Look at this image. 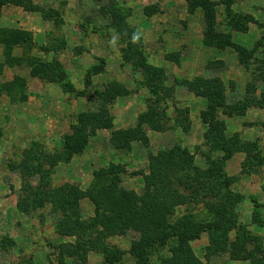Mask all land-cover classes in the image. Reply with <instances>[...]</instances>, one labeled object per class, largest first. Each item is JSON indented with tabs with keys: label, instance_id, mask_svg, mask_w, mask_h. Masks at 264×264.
<instances>
[{
	"label": "rangeland",
	"instance_id": "obj_1",
	"mask_svg": "<svg viewBox=\"0 0 264 264\" xmlns=\"http://www.w3.org/2000/svg\"><path fill=\"white\" fill-rule=\"evenodd\" d=\"M210 1L218 34L211 42L204 10L190 13L187 0L2 5L0 28L27 35L11 47L0 42V264H110L86 245L60 253L59 244L77 240L67 233L80 228L58 231L64 212L43 190L77 187L80 220L88 223L97 214L89 190L102 170H116L122 186L141 194L142 172H150V155L159 153L166 156L156 173L166 182L178 183L166 164L200 171L222 164L220 175L205 173L195 183L193 169L191 179L176 185L185 202L175 204L171 220L201 230L189 243L195 264H264V161L244 171L246 150L227 156L221 141L207 136L209 109L221 98L214 84L227 104L252 95L257 101L243 114L218 112L225 134L264 159V0ZM154 67L161 71L151 75ZM135 128L148 145L130 135ZM76 145L68 159L44 158L35 169V154L66 157ZM217 195L224 202L219 213ZM88 235L79 239L97 236ZM137 239L133 229L103 238L123 251V264H137ZM170 254L157 251L152 262Z\"/></svg>",
	"mask_w": 264,
	"mask_h": 264
},
{
	"label": "trees",
	"instance_id": "obj_2",
	"mask_svg": "<svg viewBox=\"0 0 264 264\" xmlns=\"http://www.w3.org/2000/svg\"><path fill=\"white\" fill-rule=\"evenodd\" d=\"M24 1L25 0H0V11L4 3L14 2L17 4H23ZM224 1L227 3L231 2V0ZM187 2L190 13L194 12L198 7H201L204 10L207 26L205 32L206 39L209 42H211L212 39H216L218 34L213 26L215 18L213 17V14L210 13L214 4L210 0H187ZM26 33L25 30L17 28H0V42L6 45V47H11L13 44H18L16 40L19 38L23 39ZM229 41L231 42V40ZM143 65L146 66L145 68H148V65L145 62H143ZM149 70L152 71L151 75L158 70L161 71L160 68L155 67ZM148 74L149 71L146 72V75L147 77H150ZM213 86L214 94L219 95L221 98L220 101L217 102L215 106L216 108L209 109L210 127L207 136L212 141H221L220 147L225 150L227 156H230L237 150H246L248 156L243 163V170L247 172L254 171L255 162H257V160L263 162L264 159L261 158L258 153H254L252 151V146L248 145L247 142L225 134L226 123L225 120L219 116L218 109H221L223 114L227 116L243 114L247 107L250 106L251 103L256 102L257 99L252 95H247L239 102L227 104L224 100V94L222 93L223 88L220 90L219 86H216L215 84ZM151 92L158 94L159 90L158 88L151 87ZM117 93L120 92H114L112 97ZM259 101L262 105L264 104V93ZM132 130V134L130 135L136 136L134 139H139V141L148 145V138L145 132L139 129L140 134H138V128ZM125 136L128 137V134L125 133ZM79 148H81L80 145L71 148L66 157H61L56 154L50 156L41 151L40 156L39 154H35L39 159L38 165L35 166V169H39L40 171L44 158L50 159L54 164L59 158L68 159L71 153L77 151L76 149ZM177 151H180L179 147L177 148ZM180 152L185 153L184 151ZM29 154H26V162L27 158L30 157ZM159 154L150 155V172H142L145 179V187L141 194L137 193L135 190L127 189L122 186L116 170H102L101 174L98 176L99 182L89 190L90 197L96 205L97 214L95 217L88 220V223L80 220L78 200L80 199L81 194L77 187L65 183L51 191L43 190V195L46 194L49 196L50 199L48 200L59 205L60 209L64 212L65 217L61 219L57 225L58 231L61 229L62 233H67L66 231L68 228H65L64 225H68L70 228L74 229L76 227L80 228V230L75 229L72 233H67V235L76 234L77 240L75 242H62L59 244L58 249L60 253L73 255L79 249L86 250L87 248H83L86 245L88 247L87 250H89L90 247L101 251L105 256L106 262L110 264H123V251L117 246L107 244L104 242L103 238H107L111 235L123 234L129 229H133L139 233V239L132 243V253L137 259V264H154L152 262V255L157 251H163L165 249L171 254L167 258L163 257L164 259L162 258L160 264H195L197 259L191 253L189 243L192 239L200 235L201 230L200 228H193V226L188 228L186 223L180 225L179 221L175 222L171 220L170 214L173 213L175 204L178 202H185V197H183V194L178 191L176 185H184L182 178L189 179L193 169L195 170V183L198 180V177L205 173L220 175L222 173V164H217L215 168L205 171H200L196 166H189L187 164L186 168L184 165L180 168L179 164H166L168 178L175 176L178 183L171 180H167L166 182L165 179L160 178L156 173V163L166 156L163 153ZM186 183H188V181ZM225 193L230 197L232 196L229 191ZM222 197L225 196L222 195ZM216 200L217 208L215 209L214 206V209L216 210V213H219L220 207L224 206V202L218 195L216 196ZM98 226L101 227V230H97ZM89 228L93 229L88 231ZM92 233H95L97 236L90 237L91 239H79V236L82 234L88 235Z\"/></svg>",
	"mask_w": 264,
	"mask_h": 264
},
{
	"label": "crops",
	"instance_id": "obj_3",
	"mask_svg": "<svg viewBox=\"0 0 264 264\" xmlns=\"http://www.w3.org/2000/svg\"><path fill=\"white\" fill-rule=\"evenodd\" d=\"M3 10H4V8H3Z\"/></svg>",
	"mask_w": 264,
	"mask_h": 264
}]
</instances>
